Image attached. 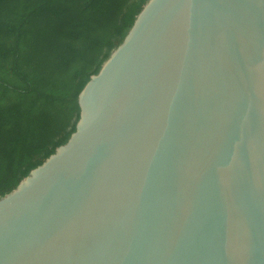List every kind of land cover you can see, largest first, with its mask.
Instances as JSON below:
<instances>
[{"label":"water","instance_id":"1","mask_svg":"<svg viewBox=\"0 0 264 264\" xmlns=\"http://www.w3.org/2000/svg\"><path fill=\"white\" fill-rule=\"evenodd\" d=\"M77 103L0 264H264V0H148Z\"/></svg>","mask_w":264,"mask_h":264},{"label":"trees","instance_id":"2","mask_svg":"<svg viewBox=\"0 0 264 264\" xmlns=\"http://www.w3.org/2000/svg\"><path fill=\"white\" fill-rule=\"evenodd\" d=\"M148 0H0V198L75 131L77 98Z\"/></svg>","mask_w":264,"mask_h":264}]
</instances>
